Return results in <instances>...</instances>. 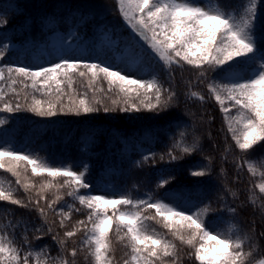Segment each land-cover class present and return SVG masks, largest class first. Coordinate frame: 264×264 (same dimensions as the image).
<instances>
[{
  "label": "trees",
  "instance_id": "1",
  "mask_svg": "<svg viewBox=\"0 0 264 264\" xmlns=\"http://www.w3.org/2000/svg\"><path fill=\"white\" fill-rule=\"evenodd\" d=\"M200 1L193 0L196 5ZM243 6H247V0H208L206 3L207 10H220L233 15L242 14ZM0 12V19L7 21L0 25V50L5 51L4 57L0 58V67L25 66L35 70L39 66H50L36 67L34 57L39 46L47 43L49 35L55 32L66 36L68 41L82 34L84 55L77 60L103 62L112 65L114 70L113 51L103 43L101 33L110 31L117 39L115 49L119 52L139 41L138 35L121 15L117 0H0ZM256 38L264 45V7L260 8L256 18ZM10 43H16L17 48H3ZM155 57L159 65L153 78L163 89L175 93L171 106L160 112L143 108L139 112L119 111L125 106V97L117 86L113 85L110 89L102 74L93 80L90 73L83 77L78 72L70 73L68 77L60 78L64 81L60 93H56L53 86V92L47 95L31 88L30 81L21 82V77H16L15 93L7 87V80L0 82L5 93L0 107L3 103L14 105L17 93L19 102L25 107L32 105L34 100L43 101L45 106L48 102L57 103L58 108L65 106L64 112L58 111L57 115L50 117L26 110L0 112V119L6 121L0 125V144L21 154H30L51 167L74 169L88 159L90 168L86 180L90 188L81 189L82 193L104 187L116 193L118 198L121 195L133 200L151 197L155 202L172 193L157 187L161 176L173 177L170 187L182 191L184 199L197 201L207 209L206 221L212 217L211 220L220 218L230 222L238 228L233 239L245 235L252 237L256 251L251 253L250 260H245V264L264 260V193L259 191V185L264 183V143L248 152L238 149L228 132V123L219 102L207 87L208 82L199 78L198 71L191 65L173 64L169 71V66ZM258 65L257 60L253 66ZM207 75L210 80L213 78V73ZM193 92L197 95L193 96ZM132 95L135 96L134 93ZM167 95V92L164 93L165 97ZM200 96L204 99L201 100ZM80 99L101 110L79 115L67 112V106L79 103ZM141 99L142 96L135 102L139 104ZM113 101L116 103L113 104ZM104 107L109 111H103ZM230 114L234 127H240L235 124L239 116L236 109L231 108ZM185 148L194 150L184 152ZM169 153L177 159L172 161ZM145 156L150 159L145 161ZM3 163L5 167L0 169V187L12 189L15 198L25 203L30 198L33 202L39 200L45 216L39 215L34 203L22 207L0 201V236L13 240L23 252H30L31 264H64L65 260L72 264H94L89 248L83 243V231L70 239L63 235L65 231L72 230L77 221L86 219L90 211L67 195L70 189L62 187L66 178L50 177L47 173L33 175L26 161L18 164L4 158ZM10 167L17 175L7 171ZM192 171H204L205 175L192 176ZM17 179L21 181L19 185ZM57 197L61 199L57 200ZM52 201L55 204L49 209L47 202ZM69 205L72 206L70 212ZM60 208L70 215L64 220L63 228L60 227L63 217L57 211ZM121 210L134 211L125 207ZM142 215L149 217L144 220L148 233L176 245L179 257L176 264H198L189 257L193 250L185 242L188 234L182 233L178 225L167 227L162 217L156 215L155 209L145 207ZM39 226H43L45 233L42 239L35 238L40 233H36L34 228ZM49 227L51 233L47 231ZM125 231H117L113 225L109 232L108 255L112 264H125V261L132 264ZM181 234L184 241L179 238ZM25 235L31 248L23 244ZM54 235L66 241L63 249L52 239ZM73 248L77 253L75 257L70 255ZM245 251L251 250L246 246ZM173 259L163 257L154 264H172Z\"/></svg>",
  "mask_w": 264,
  "mask_h": 264
},
{
  "label": "snow or ice",
  "instance_id": "2",
  "mask_svg": "<svg viewBox=\"0 0 264 264\" xmlns=\"http://www.w3.org/2000/svg\"><path fill=\"white\" fill-rule=\"evenodd\" d=\"M119 11L128 22L132 31L144 41L151 52L158 57L165 65L187 64L193 66L198 71V77L207 81V87L211 94L221 106V111L226 114L230 108L225 106V99L236 109L239 116L235 119L234 127L231 120H228L227 129L232 135L235 146L242 152L253 150L258 144L264 143V52H261V45L256 38V18L261 7H264V0H247V6H243L242 14H225L220 10H206L202 6L196 5L193 0H117ZM0 19V25L6 23ZM8 45H3L7 49ZM5 55L4 50H0V58ZM258 67H254L256 61ZM127 67L136 66L138 70L144 65L143 55L133 46H128L127 55L123 56V61ZM81 69H84L83 71ZM7 72V77L5 76ZM78 72L81 77L90 73L93 80L101 74L107 80L110 89L115 85L120 93L125 97L121 112L136 111L143 109L160 112L167 110L171 106V101L175 93L168 89H163L157 84L156 79L151 80L133 79L127 73H122L119 68L113 69L112 65L103 62L89 63L74 58L61 57L59 62L51 63L48 67L39 66L33 70L25 66H5L0 67V82L7 80V87L16 92L13 87L16 77L23 78V81H30V87L42 94H51L53 86L56 93L61 92V84L64 82L61 77H68L70 73ZM213 73L210 80L208 73ZM219 82H216V81ZM27 86V85H26ZM69 87L71 82L69 81ZM168 93L167 97L164 93ZM135 94L133 96L132 94ZM15 104L3 103L0 112H18L21 110L34 112L39 116H55L59 112L65 111V106L48 102L45 106L41 100H34L33 104L25 107L19 102L17 93ZM193 96L197 93L193 92ZM143 97L139 104L136 99ZM4 88L0 85V101H4ZM203 100L204 97L200 96ZM60 96H57V101ZM116 101H113L115 104ZM101 108L94 107L86 100L80 99L79 103H72L67 106V112L79 115L100 111ZM114 110V109H113ZM103 111L109 109L104 107ZM6 121L0 119V125ZM194 149L185 148L184 152ZM227 150V149H226ZM172 161L177 159L171 153L168 154ZM8 158L18 164L26 161L31 166L33 175L47 173L50 177H65L64 185L70 191L67 195L74 200H78L82 207L89 209V213L84 220H79L72 230L64 232L65 238L74 237L77 232L83 231V240L94 259V264H112L108 255L110 251L109 232L115 225L117 231L126 229L124 236L127 237L128 247L131 249L132 260L136 264H154L156 260L163 257H173L172 264H176L179 259L176 253V245L159 236H155L146 231L144 220L149 217L142 215V210L155 209L156 215L162 217L165 225L169 228L178 225L182 233L188 234L185 241L191 246L190 258H194L198 264H245L246 259H251V253L256 251V245L252 242V237L245 235L237 236L235 239L230 235L222 233L212 234L201 212L188 214L191 210L182 207L184 193L178 189L171 188L173 177L165 178L161 176L158 188L171 191L172 195L166 199L161 197L153 202L152 198L133 200L125 195L119 199L108 198L105 194L93 195L89 192L82 193L81 189H89L90 184L86 180L88 168L82 165L83 170L77 171L67 167H51L34 159L30 154L20 152L5 147L0 144V169L5 167L3 161ZM150 157L145 156L147 161ZM163 159V157H161ZM14 176L17 172L13 168H8ZM192 176H204V171H192ZM19 185L21 181L17 179ZM27 189L28 185H24ZM259 191L264 193V183L259 185ZM43 199V197H41ZM61 199L57 197V200ZM0 201H7L13 205L29 207L35 204L36 210L41 217L45 216L44 208L40 207L39 200L28 203L15 198L12 189L0 187ZM55 201L47 202L49 209L53 208ZM69 212L72 206L69 205ZM130 208L134 211H122L121 208ZM195 207V205H193ZM80 209H75L79 211ZM58 214L63 217L60 227H65L64 220L69 219V212L60 208ZM207 211V209H204ZM230 211L234 212V209ZM111 213V214H109ZM209 220L212 217L208 218ZM34 231L40 233L36 239H42L44 233L43 226L35 227ZM48 233L52 232L51 227ZM184 241V235L179 237ZM61 249L65 247L66 241L52 236ZM212 242V243H209ZM23 244L31 248V244L25 235ZM251 251H245V247ZM76 249L70 252L72 257L76 256ZM0 264H31V253L23 252L15 246L13 240L0 236ZM64 264H72L65 260ZM127 264V261H125ZM264 264V260L259 261Z\"/></svg>",
  "mask_w": 264,
  "mask_h": 264
},
{
  "label": "rangeland",
  "instance_id": "3",
  "mask_svg": "<svg viewBox=\"0 0 264 264\" xmlns=\"http://www.w3.org/2000/svg\"><path fill=\"white\" fill-rule=\"evenodd\" d=\"M200 6L205 8V4L203 2H200ZM82 35H80L76 40L71 43V44H66L64 42V38L61 37L59 34H52L50 36L49 42L46 45H42L41 50L38 53V59L37 63L41 64L42 62H51L54 63L57 61V59L62 55L63 52H70L71 53V58H77L81 57L83 55L84 47L80 45L78 42L81 40ZM102 38L106 44H109L111 47L116 46V41L111 39L110 34L108 32L102 33ZM139 43H142L144 47H146V43L137 36ZM143 46L137 45V47H134L136 50H138L139 53L143 55L144 58V65L141 66V69L138 70L136 66L133 67H127L126 64L123 61V56L127 55L128 48L122 52V53H115L114 58H113V63L115 64L116 68H119L122 70V73H127L130 78L133 79H144V80H149L151 77H153L156 74V59L153 57L151 51H147ZM151 53V54H150ZM220 105V104H219ZM225 106H228L230 109L233 108L229 101L225 99ZM221 110V106H220ZM223 113V112H222ZM225 119H226V114L223 113ZM232 115L230 112L227 114V123L228 120L232 121ZM82 165H86L89 167V162L87 160L83 161L82 164L78 165L77 171H81ZM91 194L97 195V194H105L108 198H114L118 199L116 194L110 193L109 191L103 189V188H98L94 189ZM171 194L165 195V199L168 196H171ZM195 205V207H193ZM182 207L187 211L191 210L188 212V214H193L195 212H201L202 216L204 219L207 218L208 211H204V207L200 204L197 203L193 200L189 199H184L182 200ZM208 226L209 229L211 230L212 234L215 235L218 232L222 233L224 235H230L232 238L234 237L235 233L237 232V228L233 226L230 222L225 221L223 219L217 218L214 220L208 221ZM212 243V242H209ZM132 264H136L134 260H132ZM256 264H259L257 262Z\"/></svg>",
  "mask_w": 264,
  "mask_h": 264
},
{
  "label": "bare ground",
  "instance_id": "4",
  "mask_svg": "<svg viewBox=\"0 0 264 264\" xmlns=\"http://www.w3.org/2000/svg\"><path fill=\"white\" fill-rule=\"evenodd\" d=\"M236 227V226H235Z\"/></svg>",
  "mask_w": 264,
  "mask_h": 264
}]
</instances>
